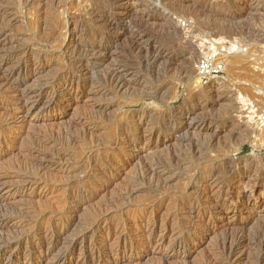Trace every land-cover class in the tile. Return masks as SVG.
<instances>
[{
	"label": "rangeland",
	"instance_id": "374dc122",
	"mask_svg": "<svg viewBox=\"0 0 264 264\" xmlns=\"http://www.w3.org/2000/svg\"><path fill=\"white\" fill-rule=\"evenodd\" d=\"M0 36V65L4 69L0 81L19 62L32 58L30 73L37 70L35 74L10 77L13 84L23 83L22 89L27 87L28 92H37L62 74L86 46L94 47L89 53H106V57L85 64L80 84L66 85L52 109L44 100L27 111L38 101L35 96L16 103L12 99L17 93L0 88V132L5 138L0 143V178L11 181L23 175L20 168L26 164L31 174H37L32 165L45 168L38 172L40 184L14 194L0 188V211L12 210L8 216L0 215L4 224L0 239L19 236L25 245L18 248L10 242L2 246L6 250L0 251V264H69L55 256L35 258L40 243L45 249L53 246L51 240L42 241L52 233L61 234L59 249L73 258L71 264H82L86 245L106 246L108 230L153 220L157 227L147 225L132 238L152 233L156 238L151 247L114 246L109 254H95L86 264H163L164 259L166 264H204L208 257L216 258L219 244L234 233L247 241L236 252L234 263L256 264L257 248L251 240L264 228V0H0ZM211 46L226 58L227 66L219 78L206 81L194 65ZM154 53L170 54L172 63L154 64L150 61ZM36 55L42 57L41 62L36 61ZM112 58L131 69L129 74L139 72L141 84H134L137 91H123L118 96L100 93L101 78L114 65ZM64 85L53 92H60ZM143 85L145 93L138 90ZM6 95L8 98H3ZM94 118H99V123L85 126L97 122ZM131 118L138 122L146 118L149 124L133 135ZM197 123H204L199 133L193 130ZM124 129L131 132L135 143L127 141ZM64 133L79 141L69 143ZM93 144L99 146L97 155L106 157L108 150H116L111 166L87 188L73 190L80 191L86 202L72 203L60 219H53L52 214L65 204V185H76L83 176L76 172L62 177L56 168L60 163H72L68 159ZM194 145L202 148L201 153ZM187 149L197 153L190 154ZM60 152L67 154L63 160L57 155ZM171 156L180 162H170ZM160 163L169 174L158 191L150 179L138 181L148 167ZM219 165H224L223 173L231 168L238 174L252 165L249 175L235 185L234 200L220 196L230 207L214 218L199 220L194 216L190 233L198 240L179 249V256L159 248L156 240L165 237L169 242L172 238V232L161 227L171 209L177 202L190 200L194 186L206 192L207 185L193 184L200 176L210 178ZM129 188L134 189L133 195L119 212L114 203ZM159 197L163 204L153 202ZM107 210L110 220L102 222V231L91 236V219ZM43 213L45 217L38 220ZM80 233L87 234L85 240L79 239ZM208 233L206 239H199L200 234ZM111 241L116 242L114 238Z\"/></svg>",
	"mask_w": 264,
	"mask_h": 264
},
{
	"label": "bare ground",
	"instance_id": "6f19581e",
	"mask_svg": "<svg viewBox=\"0 0 264 264\" xmlns=\"http://www.w3.org/2000/svg\"><path fill=\"white\" fill-rule=\"evenodd\" d=\"M256 11H258V10H256ZM251 13H252V11H251ZM251 13H249V14H251ZM243 15L245 16V14H243ZM93 50H94V47H89V46L87 47L86 46L84 48V53H78V55H76L77 57L74 59L72 64L70 63L71 65L69 67L65 68L63 70L62 74L54 77L53 79L51 78L52 80L47 81V83L42 85V87L37 92H28L27 87H25L26 89L25 88L22 89V86H24L23 83L21 85H17V84H13L10 81V77L13 75H19V76L24 75V76H26L28 74L32 75V73L33 74L36 73L37 70H33L32 73H30L31 70L29 67V63L32 61L31 60L32 58L30 60H23L22 62H19L16 69L13 71L11 70L12 72H10V75L5 77V74H4L3 79H1V81H0L2 83V84H0V88H2V90H4L5 92L8 90L9 91L12 90V91H14V93H17V95L15 96V99H12V102L28 100L30 97L35 96V98H37L38 101L35 100V102L31 106H28L26 109L27 111H30L31 109L38 107L41 104V102L44 100H46V101L48 100L46 103H44V105L48 109H52L55 107L59 96L62 95V93L65 90H67L66 85L71 86V85H79L80 84V82H81L80 78L82 76H84V73L86 72V65L85 64H89L91 62V59H94V61H95V59L98 57H100V59H102L103 56L106 57V53H102L101 51H99V53H89ZM147 54L145 55L146 57H148ZM107 56H108V54H107ZM39 57L37 55L35 57L37 62L42 61L41 60L42 57H40V58ZM150 57H151L150 61H155L154 64H157L159 66H162V65L167 66L169 61L171 60L170 54L166 55L165 53H154V54H151ZM113 60L115 61V59H113ZM113 63H114V65H110L111 67L109 66L110 67L109 71L106 74H104V76L101 78L100 83H101L103 90L100 93H102L103 96L104 95L110 96V94H111V96H114V95L118 96V94L123 93V91H126V93H128V92L131 93L132 91H134L137 88V87H135L134 84H136V82L140 83V81H141V78L138 75L139 72H138V74L136 73L137 71L129 74L127 71H129L131 69L126 70L125 65H122V63L120 61H118V59H116V61ZM150 63H152V62H150ZM171 63H169V64H171ZM3 70H4L3 66L0 65V73ZM0 77H1V75H0ZM61 84H65V85L61 87L60 92H57V91L53 92L54 90H56L57 86H61ZM145 89H146V87L144 86V88L141 87V89L139 88L138 90H140L139 92L145 93ZM25 90H27V92H25ZM99 90H101V89H99ZM136 91H137V89H136ZM67 92H69V91H67ZM100 93H99V95H101ZM3 98H8V96L6 95ZM93 120H97V122L96 121H94V122L89 121L86 123L85 126L91 125L94 123H99V118H97V119L94 118ZM138 121L131 118L132 125H131L130 129H131V132L133 135L139 130V128L143 129L144 127L147 126V124H149V122L148 123L146 122V118H145V120H142L140 122H138ZM189 124H191V123H189ZM203 124H199V123L195 124L193 127V130L195 132L197 131V133H199V131L202 129ZM85 126H83L84 129H89L88 127H85ZM189 126H191V125H189ZM190 130H188V132ZM122 131H125L124 136H126V139L128 142H132V143L136 142L134 137H132V135L129 134L130 131L128 129H124ZM178 131H179L178 129H175L174 134L177 135ZM211 135H213V134H211ZM63 138L66 139L69 143H71V142L76 143V141H79L78 137L74 136V138H73V137L68 136V134H65V133L63 134ZM3 141H5V138L3 137V134L0 132V143ZM36 141H38V139ZM119 142H118V144H119ZM192 143L196 144L195 142H192ZM201 145H203V144H201ZM194 146H195V150L198 152L202 149L199 146H196V145H194ZM193 147H191V148H193ZM189 148H190V146H189ZM190 151L191 150L189 149L188 152L190 153ZM115 152H116V150H108L106 152V157L101 156V155H97L99 153V146H96L95 144H93V146L83 148V150L80 154L74 155L73 157L68 159V162H72V163H68L67 166L60 163L59 169L56 168L57 173L60 174V176L68 177V176H70L69 174H73L76 172L83 174V176L80 177L78 180H76V181H78V183H76V185L71 183V182L65 185L64 188H65L66 195H67L66 199L64 200L65 204L60 207L58 212H55L52 214L53 219H56V220L60 219L61 216L67 210H69L72 203L81 202V201H84V199L86 202V198H84L82 195H79L80 191L74 192L73 190L74 189L79 190L80 188H87L88 186H90L93 182H95L99 178L104 177L106 173L101 172V171L105 167L111 166L112 161L110 160V158H112L111 156H113V154ZM203 152H204V149H203L202 153ZM195 153H197V152L194 151V152H191L190 154H195ZM200 153H201V151H200ZM57 155L61 158V160H63L67 154L60 152ZM180 160H181L180 158L175 157V156L170 157V162H172V163H176V161L180 162ZM163 165L164 164L160 163L157 167H154V166L148 167L146 172L138 178L139 179L138 181L143 183L145 180L150 179L152 181L151 185L154 186V187L151 186V189H152V187L155 189L157 188L156 190L158 191L160 189L161 185H165V183L167 181L166 176H167V174H169L167 168L163 167ZM223 167H224V165H223ZM223 167H221L220 165L216 166L215 167V173L212 176H210V178H205L203 176H200V177H198L197 180H195L196 183H194L193 185L198 184V183H203L204 185H207L208 189L206 192L200 191V190H198V188L196 186H194V188H192L193 194H192L190 200H186V203L177 202L174 205V207L171 209V212L169 213V216L164 220L163 224H161L162 228L169 229V231L172 232V238L169 242H166L165 237H161L158 240H156L157 244L161 245L159 248H162V250L164 248H167V250H170V252L173 253L174 256H179V252H178L179 249L183 248L188 242L190 243V242H195L198 240L197 239L198 236L195 237L190 233V230L192 227L190 220L192 218H194V216H196V219L199 218V220L203 216H210V218H214L215 214H217L218 212L221 213L230 207V206L229 207L227 206V203H225L219 199L220 196L223 195L224 197L228 198L229 201L234 200L233 199V196H234L233 189H234L235 185L239 184L242 181L243 177L245 178L247 175H249V172L252 169V165L248 166L247 169L243 170V172L241 174H238L237 172H233V169H231V168L225 169L226 173H223V171H224ZM233 168H234V166H233ZM31 169L37 170V174H31L30 172H27L29 170V165L26 164L20 168L21 171L25 172L23 175L15 176L14 178H11V181H7L6 179H8V178L5 179V177L0 178V188H3L4 190L9 189L12 192V194H14V193L22 191V189L26 188L28 185H31V184L33 185V184H38V183L40 184L41 177H40V174L38 172L40 170L45 169V168H43L42 165L35 164V165L31 166ZM97 171H99V174L95 173ZM103 171H105V170H103ZM262 174H263V172H262ZM42 185H44V184H42ZM156 190H154V191H156ZM215 190H216V192H214ZM133 191H134L133 188H129L128 192L125 193V195L123 194V196H120V200L118 199L119 201L115 202L113 207L116 208L117 211H119V212L124 211L123 209H125L127 207L125 204H126L127 200L131 197V195H133ZM22 195H24V194H22ZM245 196L246 195H242V197H245ZM88 201H90V200H88ZM153 202L158 203V204H163V197H159V198L155 199ZM230 204H231V202H230ZM242 205L245 206V203H242ZM246 205H248V203H246ZM235 208L238 210L239 206L235 207ZM10 214H12V210H11V212L0 211V215H3V217L8 216ZM47 214L48 213H46V215ZM110 216H111V214H109L108 210H107V211H104L103 213H100V214L98 213V215L96 214V216H94L91 219L90 223L88 222L90 232L92 233L91 236L95 235L97 232L102 231L101 223L109 221ZM44 217H45V215L43 213L39 217L38 220H42ZM109 225H112V224H109ZM147 225L151 226L152 228H155V227H157L158 224H157L156 220L150 221L147 224H145L143 221H141V222L134 223V224H122V225H119L117 227L115 226L110 231L108 230L106 246L98 248V247H96L95 244L86 245V247L84 249L83 257L82 256H81L82 258L80 257L82 264L88 263L95 256V254H99L101 256L109 254L110 251L112 250V247H114V246L119 247L121 245L122 249H126L128 246L132 249H138V248L144 247V246L151 247L153 245V243L155 242V238H156V236L152 233H150V235L148 237H146L145 234H142V235L140 234L139 236H137L138 238L132 239L135 232L141 231V230L144 232V229ZM3 226H4V224L0 223V228H2ZM151 227H149L150 230H151ZM37 229H38V227H37ZM235 230H233V231H235ZM225 231H226V229H225ZM210 232L211 231H209V233ZM209 233L208 234H200L199 239H206L207 236L209 235ZM228 233H230V232H228ZM86 235H87L86 233H80L79 239H81L82 241L85 240ZM234 235H235V233H234ZM234 235H233V237H232V235L231 236H225V238L219 244V247H218L219 253L218 252L216 253V255H215L216 258L214 259V258H212L213 256H210V257L207 256L208 258L205 260L204 264H235L234 259H235V255H237L236 252L238 251V249H241L240 247H242V245L246 244L247 241L243 240L242 239L243 237L242 238L241 237L239 238V236L234 237ZM238 235H239V233H238ZM242 235H244V233ZM113 238L116 242L111 241V240H113ZM50 240L53 242V246L50 249H45V248H43V245L40 243L38 248H37L38 249V251H37L38 255L35 258H42V259L47 258V259H49L50 256L51 257L55 256L54 257L55 259H63L66 263L71 264V262L73 261V258L67 254L68 252H65V251L63 252L62 250L59 249L61 234H54V233L47 234V236L45 235L42 238L43 242L50 241ZM249 240H251V239H249ZM10 242H15L17 244L18 248H23V246H25L22 244V237H19V236L9 238V239H0V251L2 252V254L6 250V249H2V246H4V245L7 246ZM251 242L254 243V246L257 248V251H256L257 255L255 258L256 264H264V250H263L264 249V228L261 230V233H259L258 236L254 237L251 240ZM113 243H115V244L112 245ZM252 243L250 245H252ZM72 247H73V244L69 245L68 249L72 250L71 249ZM34 249H36V248L34 247ZM252 249L253 248H251V250ZM213 250H211V251H213ZM249 250H250V248H249ZM210 253H213V252H210ZM189 255L190 254L188 253L187 256H189ZM207 255H210V254L208 253ZM244 257H245V255H244ZM121 260H122V258H121ZM166 262H167V259H164L163 264H166Z\"/></svg>",
	"mask_w": 264,
	"mask_h": 264
},
{
	"label": "built area",
	"instance_id": "2783aa9c",
	"mask_svg": "<svg viewBox=\"0 0 264 264\" xmlns=\"http://www.w3.org/2000/svg\"><path fill=\"white\" fill-rule=\"evenodd\" d=\"M226 66V58L211 46L197 59L194 68L203 80L209 81L219 78L224 73Z\"/></svg>",
	"mask_w": 264,
	"mask_h": 264
}]
</instances>
